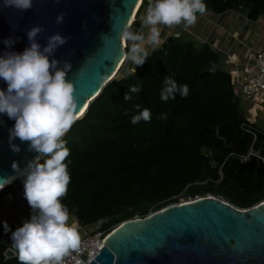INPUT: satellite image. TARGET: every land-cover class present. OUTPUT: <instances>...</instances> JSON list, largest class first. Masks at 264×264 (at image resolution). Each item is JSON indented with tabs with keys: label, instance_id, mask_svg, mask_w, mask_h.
I'll return each instance as SVG.
<instances>
[{
	"label": "trees",
	"instance_id": "1",
	"mask_svg": "<svg viewBox=\"0 0 264 264\" xmlns=\"http://www.w3.org/2000/svg\"><path fill=\"white\" fill-rule=\"evenodd\" d=\"M205 3L216 14L240 9L251 20L264 16V0ZM146 4L143 0L131 28ZM209 62L215 66L203 73ZM165 77L188 85V97L161 102ZM132 86L141 92L126 101ZM137 104L151 111L150 123H130L138 114ZM163 113L166 120L159 118ZM245 121L221 55L207 43L168 37L143 66L135 68L125 60L64 138L71 182L62 203L83 228L102 222L99 230L105 235L124 220L145 217L186 198L210 194L239 208L255 206L264 201V172L243 169L239 155L253 146L264 156V134L258 132L253 143L241 126ZM4 223L11 231L20 227L17 222L0 223V264H18L15 256L5 255L11 231L4 232Z\"/></svg>",
	"mask_w": 264,
	"mask_h": 264
},
{
	"label": "water",
	"instance_id": "2",
	"mask_svg": "<svg viewBox=\"0 0 264 264\" xmlns=\"http://www.w3.org/2000/svg\"><path fill=\"white\" fill-rule=\"evenodd\" d=\"M138 1L34 0L33 8L23 13L0 7V55L5 51L23 52L29 46L26 32L34 25L45 27L37 37L41 47L53 34L67 38L52 58L71 64L66 78L74 85L79 119L117 75L120 61L125 60L127 50L120 34ZM60 13L65 16L57 25ZM9 37L16 42L6 49L3 41ZM213 66L207 63L202 72ZM5 88L0 81V89ZM13 124L0 116V182L15 174L13 162L23 169L37 155L29 153L27 142L18 139L14 143L21 151L16 154L10 150L8 129ZM242 168L264 172L256 155ZM5 255L14 256L8 249ZM84 264H264V201L243 209L209 194L169 204L145 217L121 222Z\"/></svg>",
	"mask_w": 264,
	"mask_h": 264
},
{
	"label": "clouds",
	"instance_id": "3",
	"mask_svg": "<svg viewBox=\"0 0 264 264\" xmlns=\"http://www.w3.org/2000/svg\"><path fill=\"white\" fill-rule=\"evenodd\" d=\"M33 6L34 0H0V7L19 13ZM207 11L205 0H148L140 17L141 29L133 31L127 26L120 34L129 45L126 61L135 68L143 66L149 58V48L155 51L162 45L161 26L182 25L187 30ZM64 16L65 13H60L56 17L57 25L63 23ZM44 32L43 25H34L26 32L29 46L23 52L5 51L0 55V81L6 85L0 89V116L14 121L8 129L9 148L18 154L21 149L14 143L18 139L21 143L27 142L29 153L37 154L23 169L13 162L15 175L0 182L2 190L13 181L21 180L24 199L31 209L30 218L15 231L7 223L3 228L5 233L11 231L8 252L16 257L18 264H66L69 258L75 264H84L73 255L81 250L79 223L62 203L71 182L70 152L64 138L78 119V103L73 82L66 78L71 64L52 57L67 43V38L53 34L47 38L46 46L41 47L37 37ZM15 42L9 37L3 44L11 49ZM140 92L139 87H129L130 95L126 94L124 99L130 101ZM189 92L188 85H178L173 78L165 77L159 95L161 102L167 103L177 96L186 99ZM134 111L138 114L131 116L133 126L141 121L151 122L149 109L137 104ZM159 118L166 120L167 113Z\"/></svg>",
	"mask_w": 264,
	"mask_h": 264
},
{
	"label": "crops",
	"instance_id": "4",
	"mask_svg": "<svg viewBox=\"0 0 264 264\" xmlns=\"http://www.w3.org/2000/svg\"><path fill=\"white\" fill-rule=\"evenodd\" d=\"M147 6L148 3L140 12L138 22L132 27L133 31L141 29L140 17ZM161 27L162 43L168 37L182 35L197 44H209L221 55L223 67L230 74L238 69L239 63L250 49H258L264 43V16L251 20L240 9L220 14L208 10L204 16L198 17L194 27L187 30L182 25L172 28ZM151 51L149 48V52ZM23 193L21 180L0 192V223L17 222L22 226V223L30 218L31 209Z\"/></svg>",
	"mask_w": 264,
	"mask_h": 264
},
{
	"label": "built area",
	"instance_id": "5",
	"mask_svg": "<svg viewBox=\"0 0 264 264\" xmlns=\"http://www.w3.org/2000/svg\"><path fill=\"white\" fill-rule=\"evenodd\" d=\"M142 1L143 0L140 1V5ZM146 1L148 3V0ZM131 24L132 23L128 26ZM128 46V42L124 41V47L126 50ZM231 79L233 91L237 97H239L242 102L247 101L249 104L248 107L251 110L258 111L263 114L264 117V43L260 48L250 49L248 51L243 57L241 63H239L238 69L231 73ZM246 119L247 121L243 122L241 126L251 134L254 143L258 132L264 134V124H262V127H258L253 118L246 116ZM252 155L258 156L264 166V156L260 151H255L253 146H251L247 154L239 155V160L244 164L251 159ZM100 224L101 222H98L93 226L92 231L86 232L81 236L80 253L73 254L76 258L85 263L98 252L104 238L108 235H105L104 231L99 230ZM80 228L84 229L81 226ZM96 229L97 231H95ZM66 264H75V261L72 258H69L66 260Z\"/></svg>",
	"mask_w": 264,
	"mask_h": 264
},
{
	"label": "rangeland",
	"instance_id": "6",
	"mask_svg": "<svg viewBox=\"0 0 264 264\" xmlns=\"http://www.w3.org/2000/svg\"><path fill=\"white\" fill-rule=\"evenodd\" d=\"M139 8V7H138ZM137 8V9H138ZM137 11V10H136ZM129 47V46H128ZM124 63V62H123ZM123 65V64H122ZM121 65V66H122ZM121 71V68L119 69V71H118V73ZM117 73V74H118ZM248 102L247 101H243L242 102V107H243V109L245 110V112H246V116H249V117H251V118H253L254 120H256V125L258 126V127H262V124H264V117H263V114H261V113H259L258 111H253V110H251L249 107H248ZM257 112V113H256ZM16 182V180L15 181H13V183L12 184H14ZM11 184V185H12ZM190 200H192V198H186V199H181L180 200V202H183V201H190ZM74 219V218H73ZM75 220V219H74ZM92 229H93V226H91V227H89V228H84V229H81L80 228V236H82V235H84L86 232H89V231H92Z\"/></svg>",
	"mask_w": 264,
	"mask_h": 264
},
{
	"label": "bare ground",
	"instance_id": "7",
	"mask_svg": "<svg viewBox=\"0 0 264 264\" xmlns=\"http://www.w3.org/2000/svg\"><path fill=\"white\" fill-rule=\"evenodd\" d=\"M140 1L141 0H139L138 1V3L136 4V6L134 7V11H133V14H132V16L130 17V19H129V21H128V25L130 24V23H132L133 22V20H134V17H135V13H136V10H137V8L139 7V5H140ZM123 40V39H122ZM123 42H124V40H123ZM123 60V59H122ZM120 61V63L118 64V66H117V71L119 70V68H121V65L123 64V62H124V60L123 61ZM13 175H15V174H13ZM12 175V176H13ZM13 183V182H12ZM11 183V184H12ZM8 185H10V184H8ZM7 186V185H6ZM5 187V186H4ZM102 245V244H101Z\"/></svg>",
	"mask_w": 264,
	"mask_h": 264
}]
</instances>
